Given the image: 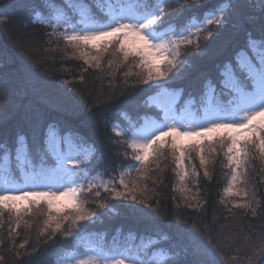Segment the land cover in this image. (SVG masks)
<instances>
[{"label": "trees", "instance_id": "trees-1", "mask_svg": "<svg viewBox=\"0 0 264 264\" xmlns=\"http://www.w3.org/2000/svg\"><path fill=\"white\" fill-rule=\"evenodd\" d=\"M103 1L0 0V164L10 158L15 166L20 138L26 141L27 159L34 166L50 162L53 157L45 151L44 140L52 126L63 134L71 133L76 144L95 148L98 159L88 165V172L99 174L97 184L117 182L120 173L135 161L123 143L127 136H117L115 126L128 132L145 117L159 116L160 110L149 103V97L162 88L180 94L178 108L190 100L197 104L205 100L209 81L215 93L227 100L221 83L227 66L243 77L238 63L244 54H253L249 41H264V0H164L162 28L178 29L192 20H204L206 14L222 6L228 8L221 25L206 26L213 35L211 39H205L206 32L200 35L199 50L196 38L192 45L181 46L183 63L173 69L175 77L161 82L164 87L139 84L138 60L130 57L125 62L115 47L100 54L88 49L89 58L98 55L100 65L97 68L96 61H91L89 66L58 29L36 20L40 13L48 16L55 9L74 15L84 8L103 17ZM257 46L264 52V43ZM211 147L214 152L206 150L209 176H204L199 158L192 152L191 163L186 161L189 177L185 183L190 191L182 192L166 146L163 155L150 164L151 179L140 182L151 197L148 206L114 199L103 187H93L91 192L85 187L81 200L96 215L93 221L84 222L87 227L79 238L60 233L52 239L47 234L41 236L47 220L43 202L32 206L22 219L5 211L0 226V264H57L88 243L113 254L124 247L137 248L143 261L154 264L155 254L174 257L184 246H192L193 238L207 245V264H244L245 257L264 264L256 247L264 234V158L250 149L241 170L243 183L236 184L234 194L226 195L224 189L232 175L225 155L227 141L223 145L213 142ZM193 165L198 176L192 174ZM245 202H251L255 216L251 209L234 207ZM101 204L108 207L101 208ZM125 204L137 211L129 212ZM10 229H15L11 238ZM25 241V247L20 248Z\"/></svg>", "mask_w": 264, "mask_h": 264}, {"label": "snow or ice", "instance_id": "snow-or-ice-1", "mask_svg": "<svg viewBox=\"0 0 264 264\" xmlns=\"http://www.w3.org/2000/svg\"><path fill=\"white\" fill-rule=\"evenodd\" d=\"M227 8L225 5L214 13L206 14L203 23H196L193 20L180 31L171 27L167 31L162 30L166 3H153V0H115V3L108 0V7L101 9L103 18L96 16L89 9L81 8L77 12L79 18L75 23L61 13H56L53 19L57 27L68 26L61 36L68 46L85 57V64L91 66V61H96V67L100 66L99 56L89 58L88 49L100 54L115 47V51L122 54L125 62L130 57L138 60L136 67L141 69V72L137 73L140 77L137 83L162 88L164 84L161 82H167L175 77L177 73L173 72V69L183 63L180 60L181 46L192 45V38L195 37V46L199 50L200 35L206 32L205 39H211L213 35L211 29L205 25H221ZM262 43L264 41H249L253 49ZM240 66L246 73L245 80L237 79L231 73L230 66H227L229 71L224 73L226 79L221 83L228 89L229 98L226 102L206 108L202 119L184 123L170 114L172 109H167L164 110L163 118L158 121L145 120L142 124L132 126L128 132L115 131L117 136H127L123 143L131 150V159L135 161L120 173L117 183L123 191L118 190L112 181L97 184L99 174L89 177L88 165L94 159H98L93 146L86 149L77 147L71 133H67L61 141L52 126H49L44 140L45 151L55 160V167L50 170L41 168L39 172L25 175L22 186L10 175L0 183V226L3 224L2 217L5 211L15 212L17 217L22 219V210H30L33 205L39 206L43 202L47 206V220L44 223L45 230L41 231L40 235L47 234L48 239H52L60 233L79 238L80 233L87 227L84 222L93 221L96 215L89 211L85 202L81 200L85 186L89 192L93 187H103L114 199L131 200L133 204L144 203L148 206L147 201L151 197L147 195V186H142L140 182L151 179L150 164L163 155L166 146L173 157L174 171L179 178L181 191L186 192L190 191L185 183L189 177L186 161L191 163V153L197 154L204 176L208 177L207 166L210 161L206 157V150L214 152L215 149L211 147L213 142L223 145L227 141L225 155L232 175L224 192L226 195L234 194V186L243 183L241 170L251 155L250 149H255L261 158H264V56L259 58L257 64H253L249 59ZM84 71L86 72L87 68ZM206 87L214 93L211 81ZM61 143L65 147L62 148ZM27 157V143L20 138L17 159ZM125 158L127 159V154ZM133 172L136 173L135 176L132 175ZM192 174L199 175L195 165L192 167ZM240 191L244 196L248 195L243 189ZM96 195L99 196L100 193L97 192ZM191 199L195 200L196 194H193ZM99 206L108 207L106 204ZM188 206L191 207L190 204ZM124 207L129 212L137 211L129 204H125ZM234 207L251 209L252 214L256 215V209L252 208L251 202L238 203ZM65 224L68 225L67 229L64 228ZM19 226L20 221L17 220L16 227ZM14 232L15 229H10L9 238ZM26 243L27 241L21 243L19 247L24 248ZM207 243L211 244L212 241ZM256 247L264 259V234L261 235ZM209 254L207 245L193 238L192 246H184L174 257L159 253L154 258V264H165V261L169 264H207L205 257ZM68 264H146V262L138 255L126 252L110 254L101 248L86 247L83 253L71 257ZM244 264H255V261L253 258L245 257Z\"/></svg>", "mask_w": 264, "mask_h": 264}, {"label": "rangeland", "instance_id": "rangeland-1", "mask_svg": "<svg viewBox=\"0 0 264 264\" xmlns=\"http://www.w3.org/2000/svg\"><path fill=\"white\" fill-rule=\"evenodd\" d=\"M113 3H115V0H112ZM104 3V4H103ZM101 5V9L107 8L108 7V0H104ZM154 3H160V4H164V0H156ZM78 12V11H77ZM56 13H61L64 14L68 17H70L73 21V23H75L78 20V15L77 14H67L63 9L62 10H57L55 9L53 11V13L49 14L48 16H45L43 13H40L37 17L36 20H44L46 21V23H48L49 25L54 26L56 29H58L60 31V33H62L64 31L65 28H67V25H63L61 27H57L55 25L54 22V15ZM96 16L100 17V15L95 14ZM103 16V15H102ZM103 18V17H100ZM193 21V20H192ZM191 22V21H190ZM188 22V24L190 23ZM194 22L196 23H203L204 20L199 21V20H194ZM187 24V25H188ZM186 25V26H187ZM207 26V25H205ZM185 27V26H183ZM183 27L180 28H174L171 27L173 29H175L176 31H180ZM170 27L168 28H162L163 31H167ZM193 31H195L193 29ZM193 40H195V37L192 38ZM253 54L252 55H247L244 54L241 57V60L238 63V68L240 73H242L244 76L241 77L240 75H237L236 70L234 69V67H230L231 73L235 75V77L237 79H239L240 81H244L245 80V76L246 73L244 71H242L241 69V63H246L247 60H251L253 64H257L258 60L260 57L264 56V52L262 51V49H260V47L256 46V48L254 50H252ZM229 71V68H227L226 72ZM226 79V77H225ZM225 95L228 96V89L225 88ZM207 97L205 98V100H203L201 103L197 104L194 103L193 101H187L183 104V106H180L179 108L177 107L179 102H180V94H178L177 91L175 90H169L166 88H162L158 91V93H155L154 95H152L151 97H149V103L153 106H155V109H159L160 113L159 116H147L143 119V123L145 122V120H160L163 118L164 115V110L167 109H172V111L170 112L171 115L175 116L177 119L182 120L184 123H188L190 121H194V120H199L203 118L204 115V111L206 108L212 107L218 103H223L226 102L227 100L223 99L222 96L218 93H214L209 91L208 95H206ZM115 130H119L118 126H115ZM59 137L61 138V141H63V138L66 134H63L62 132H60L59 130H54ZM77 147L82 148V149H86L87 145H82V144H76ZM61 147H65L63 145V143H61ZM135 163V162H134ZM133 163V164H134ZM55 167V160L52 158V160L50 162H47V164L44 162L43 165L40 166H34L28 159H24L21 158L17 161V163L14 164L12 163L10 158H7L4 160L3 163L0 164V183H3V181L10 175V177L12 179H14L19 185H23L24 182V176L31 174L33 172H39L41 170V168H44L46 170H50L52 168ZM82 167H84L82 165ZM89 177H92L91 175H89ZM109 182V181H107ZM104 182V183H107ZM113 184H116V187L118 190L123 191V189L119 188V185L117 182H112ZM236 186V185H235ZM234 186V188H235ZM87 187V186H85ZM109 187H111V185H109ZM233 188V191H234ZM34 206V205H33ZM32 208V207H31ZM30 208V209H31ZM27 212H30L31 210L29 209H25L22 210L21 212V217L24 218V214ZM88 247V248H101L98 245H94V244H86L84 246H82L81 248L77 249L76 251H72L69 254H67V256L63 257L62 259L57 261V264H68V261L70 260L71 257L78 255L80 253L84 252V249ZM103 249L106 253H110L107 249L101 248ZM115 250V249H113ZM121 252H126V254H131V255H138L139 258L141 260H143V257H140L139 251L136 249H129V248H122ZM113 254V253H110ZM116 254V253H115ZM159 253L155 254V256L153 257V261L154 258H156L158 256ZM146 264H150L149 262H146Z\"/></svg>", "mask_w": 264, "mask_h": 264}]
</instances>
